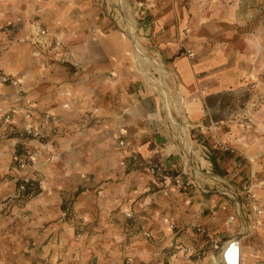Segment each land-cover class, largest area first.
Instances as JSON below:
<instances>
[{"label": "crops", "instance_id": "1", "mask_svg": "<svg viewBox=\"0 0 264 264\" xmlns=\"http://www.w3.org/2000/svg\"><path fill=\"white\" fill-rule=\"evenodd\" d=\"M133 2L138 8L139 18L151 20L143 26L146 34L149 35L146 38L153 40L162 55L169 59L179 81L183 90L182 101L186 107L188 124L190 122L193 127L204 124L208 116H211L207 99L201 97L203 91L206 96H211L223 93L227 89L252 85L257 98L264 100V26L263 29L254 27L248 33H237L236 35H240L239 42L219 41L220 26L244 24L249 21V16H252L244 11L242 0H133ZM99 11L98 5H94V0H0V70L19 79L27 99L34 102L37 107L36 113L31 118L19 115L15 119V124L20 127L35 126L46 134H51V129L58 126L54 121L56 117L67 120L75 116L84 117V114L90 116L88 110H92V117L99 116L106 119L111 128L119 126L115 138L118 142L126 141V145L120 148L128 155L137 153L141 159L133 165L137 167L129 172H126L127 166L122 161L121 172L124 173L122 180L109 188L105 186L99 188L100 195L97 199L101 206L100 216L105 218L106 215L114 212L112 214H118L116 218L120 219L124 210L134 212L142 210L146 216L145 226H152L156 232H159V227L162 229L165 226L164 230L169 233L166 219L159 216L167 208L177 217L178 222L181 221L183 224L188 225L184 222H192L195 219V221L204 220L211 230L216 229L218 225L222 228L220 215L226 214L228 210L234 218L238 215L236 208L231 206V196L224 191L214 190L213 187L208 190L202 189V192H220L226 198L208 196L200 191L191 195L185 188L179 189L174 186L167 187L160 193L159 189L154 187V192L147 193V186L153 185L155 177L146 172L142 164L148 160L154 163L159 156L164 155L162 159L167 164L175 166L168 159L172 154L168 149L174 148L175 145L170 144L173 140L170 131L159 124L158 112L150 110L140 98L146 95H143L141 85H138L137 79L131 74L135 69L140 77L142 75L134 64L133 69L130 68L129 71L127 69L128 58L124 51L129 48V44L124 35L119 32L90 31V28L100 21ZM187 28L190 32L184 35V38L186 45L195 51L197 59L194 63L179 55L177 29L184 33ZM41 29H47L49 34L51 31L61 34L59 35L65 53L72 54L74 59L90 70L85 82L74 85L64 82L67 76L59 70L60 63L50 64L51 58L55 56V50L42 49L37 43V40L42 38V36L38 37ZM154 30L155 32L152 33ZM231 38L232 35L229 36V39ZM107 72L117 74V81L104 79ZM196 74H202L201 78H197ZM144 82L148 85L145 80ZM70 93L76 98H71ZM70 104L76 108L78 105L87 113H80L81 111L76 108V113H73L65 108ZM2 110L3 108L0 109V118L3 117ZM45 112L52 114L50 122L43 119L42 115ZM172 114L174 115L173 112ZM179 114L178 116H181ZM174 117L178 119L175 115ZM133 122L137 126L136 129L131 126ZM6 133L5 127L0 130V135L6 137ZM9 136L6 137L8 139L4 138L0 145V177L9 167L11 158L9 150L17 141L15 137ZM225 137L230 139L229 135ZM257 140L256 143L249 145L243 138H235L245 152H247L246 145L253 147V152L256 154L254 162L259 164L258 158L262 155L264 146L261 144L263 141ZM29 143L34 147L42 145L43 149L53 146L49 141ZM46 152L48 151H45V154ZM48 157L43 156V162L39 164L45 167L44 171L47 173L45 178L34 179V184H39L41 190L25 200L24 208L15 207L16 210H13L17 214L20 210H24L25 218L16 221L18 224H25L26 233H38V238L31 243L34 244L33 248H40L41 245L46 247L49 254L56 252L55 258H60V247L70 245L69 238H72V234L75 235V231H64L63 220L54 227L51 225V221L60 217L63 212L61 208L63 198L60 199V194L57 192L63 191L64 188L78 191L79 175L75 173L56 175L53 171L55 166ZM215 179L225 184V179L221 178V180L217 177ZM52 185H56L57 188H53ZM3 190L0 181V200L7 198ZM254 191L257 201L264 199V183L259 182L254 185ZM90 198H92L91 192L83 191L74 199V205L78 210L89 208L93 205V200ZM2 206L3 204L0 206V212L3 210ZM224 206H226L225 210ZM198 209L207 214L202 216L201 213H197L195 214L197 218H193L192 211ZM212 215H216L218 220L213 221ZM248 218L250 226L254 228L255 222L251 213ZM262 218L264 219V216ZM236 219L234 224L229 225H237L238 219ZM259 226L256 236L261 237L263 244L258 247L246 244L245 240L242 241L243 264H264V222L262 221ZM103 228L108 229L110 241L122 246L118 240L125 235L123 227L119 224H110L107 228L99 226V229L104 231ZM40 231H44L41 237ZM68 232H71L70 236ZM87 237V234L81 235L76 245L83 244ZM130 240L137 242L131 249L133 256L150 255L151 246L146 240H142L139 235L131 237ZM119 252L115 251L117 254Z\"/></svg>", "mask_w": 264, "mask_h": 264}, {"label": "rangeland", "instance_id": "2", "mask_svg": "<svg viewBox=\"0 0 264 264\" xmlns=\"http://www.w3.org/2000/svg\"><path fill=\"white\" fill-rule=\"evenodd\" d=\"M242 1L244 11L252 16H249V21L244 22V24L220 26L218 29L221 32L219 41L237 42L238 40L240 41V35H236L237 33H248L254 27L262 28L264 26V0ZM94 5H98L100 9V21L97 25H93L90 31L119 32L124 35L126 42L129 44V48L124 51L129 60L126 59L128 71L130 68L133 69V64L136 66L133 49L134 46L137 47L136 44L138 43L139 48H142L148 56L158 58L164 69L174 74L169 59L162 55L153 40L146 38L149 35L146 34L143 26L151 20L148 18L141 20L139 18V11L133 0H94ZM127 8L132 15L126 18L123 17V14H125L123 11ZM259 17L261 18L260 20ZM133 22L135 24V32L131 34L128 32L126 25ZM154 32L155 30L152 31V33ZM182 32L177 29V42L180 47L179 55L186 57L190 63H194L197 59L196 54L195 58L191 59L186 52L187 48H191L186 45L184 38V35L189 34V28L185 29L184 33ZM59 34L55 31H51L49 34L46 29L44 35L40 34L38 36H42V38L39 41L37 40V43L42 49L53 48L55 50V56L51 58L52 62L50 64L53 65V62L60 63L59 70L67 76L65 83L74 85L85 82L90 70L84 67L80 61L74 59L72 54L67 55L65 53V47L62 49L61 34ZM231 35L233 38L229 39ZM132 37H136V40L132 39ZM133 71L131 75L137 79L138 85H141L143 95H146L140 97L141 100L150 110L158 112L160 116L159 124L170 131L173 139L170 144L175 146L168 149L172 151L168 159L175 166L167 164L171 173L181 175L184 180H192V183L185 188L191 195H195L200 191L208 196L215 195L216 197L222 196L226 198V196L217 191L202 192L203 188L208 190L210 187H213L214 190L224 191L228 196L230 195L231 206L236 208V213L238 214L235 217V219H238L237 225H229L234 224V220L232 223H229L228 220L232 215L230 210L226 214L220 215L219 220L222 223V228L218 225L216 229L211 230L204 223V220L185 221L184 223H188V225L181 223V221L178 222L177 217L166 208L159 216L166 219V228L169 229V233H166V229L164 230L165 226L162 229L159 227V232L153 230L152 226H145L146 216L142 210H137V212L128 210L132 212V216H127V211L124 210L121 212L120 219L116 218L119 216L118 214H112L114 212L111 215H106L105 218L100 216L99 207L101 206L100 201L97 199V196L100 195L99 188L102 186L109 188L122 180L124 174L123 171L121 172L122 161L127 166L126 172L137 166L127 162L128 154H125L124 149L120 148V144L115 138L119 126L111 128L108 126L109 121L99 116L92 117V110H88L90 116L84 114V117L75 116L67 120L56 117L54 121L58 126L51 129V134H46L41 129L32 126L40 131V137H19L6 129V137L11 135L17 141L12 146V149L9 150L11 152L9 167L0 177L4 195L7 196L5 200H0V206L3 204V210L0 212V264H125L127 258L132 259V264H135L136 261H139L136 262L137 264L141 262L145 264H216L214 263V258H220L223 246L230 239H238L241 242L245 240L246 244H253L258 247L261 243L263 244L261 237L257 238L256 235L258 234V226L262 221L264 222L262 218L264 211L259 215L255 213L254 207L250 204L248 194L250 189H254V185L256 186L259 182L261 184L264 183V151L258 158L259 164H257L248 158L247 152H245L242 145L240 146L235 141V138L243 137L249 145L256 143L257 139H260L263 141L261 144L264 146V100L257 98L252 85H247L244 88L227 89L223 93L212 94L211 96H206L204 91L201 92V97H205L204 99H207L210 105L211 116H208V120L204 124L194 127L189 122L187 128L191 140V149H188L183 142V136L180 134L177 139L175 133L177 131H174L176 129H173L170 122L166 119V108L163 105V100L159 97V93L151 90L135 69ZM4 75L9 77L10 80L8 82L1 81ZM169 75H165L164 81L171 95L169 99L171 111L178 118L177 120L184 124L182 114L185 113V105L183 106L182 114L178 110V96L181 95L177 86L179 81L175 74V79ZM196 76L201 78L202 74H196ZM104 79L115 82L118 76L115 73L107 72ZM198 81L200 80L198 79ZM69 96L76 98L73 93H70ZM29 103L35 108L33 111L34 115L37 111L36 104L27 99L19 79L0 70V109L3 108V117L0 118V130L4 127L6 128L4 119L6 111L14 106L20 107ZM65 108L73 113H76V110L81 111L80 113H87L85 110H81L78 105L76 108L70 104ZM46 113L48 112L42 115L43 119L46 122H50L52 117L47 119ZM178 114L181 116H178ZM19 115L26 118L22 113H18L15 118ZM185 115L187 116L186 113ZM131 126L134 129L137 128L135 122ZM103 127L105 128L102 129ZM226 135H229V140L225 137ZM6 137L5 135H0V145L4 138L8 139ZM31 141L38 143L49 141L53 146H49L46 149H43L42 145L34 147L29 143ZM219 141L222 142V146L219 145ZM212 148L229 153L220 161L226 172L224 176L213 169V164H211L212 162L209 159ZM45 151H48L46 152L47 154H45ZM43 156H47L50 161L52 160L51 162L55 166L53 171L56 175H69L71 173L79 175L78 191H74V189L67 190V188L60 192L54 191L60 194V199L63 198L61 206L63 212H61L60 217L51 221L52 227L58 224L60 220H63L65 221L64 231H75V235L72 234V238H69L71 240L70 245L68 246L67 244L66 247H60V258H55L56 252L49 254L46 247L41 245L40 248H33L34 244L31 243L38 238V233H26L25 224H18L16 221L25 218L24 210H20L18 214L13 210L15 207L24 208L25 200L30 199L32 194H38L41 190L38 187L39 184H34V179L43 180L47 174L44 171L45 167L39 166L43 162ZM162 157L165 156H159V160ZM142 167L144 169V166ZM185 167L187 172L184 171ZM144 170L149 173L148 169ZM216 177L225 179V184L216 180ZM26 180L28 182L25 188L22 189L21 185ZM52 187L57 188L56 185H52ZM169 187H172V185ZM29 188L30 190H28ZM83 191L91 192L92 198L90 199L93 200V205L89 208L82 207L83 209L80 208L78 210L74 205V199ZM254 194L256 196L255 191ZM20 199L21 201H18ZM263 200L257 201L256 198L253 201L254 205L263 209ZM197 213H201L202 216L207 214L198 209L197 211H192V217L197 218V215H195ZM250 213L255 222L254 228L249 223L248 216ZM211 218L213 221L218 220L216 215H212ZM172 223L175 224L174 227L171 226ZM110 224H119L123 227L125 235L118 240L122 246L120 244L115 245L114 242L110 241L108 229L105 230L103 228L104 231L99 229V226L107 228ZM199 227L205 229V232H200L198 230ZM42 232L44 231L39 232L40 237ZM147 232L151 236H147ZM70 234L71 232H68L69 236ZM83 234H87L88 237L85 238L83 244L76 245L77 239ZM135 235H139L142 240H146L148 245L151 246L149 249L151 250L150 255L144 257L140 255L133 256L131 249L136 246L137 242H133L130 239ZM107 241L110 242L107 243ZM116 250L120 251L119 254L115 253Z\"/></svg>", "mask_w": 264, "mask_h": 264}, {"label": "bare ground", "instance_id": "3", "mask_svg": "<svg viewBox=\"0 0 264 264\" xmlns=\"http://www.w3.org/2000/svg\"><path fill=\"white\" fill-rule=\"evenodd\" d=\"M128 8L123 11L125 13V14H123V17H126V18L129 16L131 17L132 14H131L130 10L128 12ZM126 26H127V29L129 30L128 31L129 33L132 34L133 32H135L134 22L127 24ZM132 39L136 40V37H132ZM136 45L138 48L134 46V49H133L134 62L136 64V68L138 69L139 73L142 75L144 80L148 83L149 87L152 90L159 93L160 96L159 95L158 96L163 100L164 106L166 108V118L169 120L171 127L173 129L174 128L176 129L174 131H177V132H175L176 137L179 138V136L181 134L183 136V142L185 143V145L187 146L188 149H191V140H190V137L188 135V128H187L188 127V118L185 115V113H183L184 102L181 99L183 90L180 88L179 85H177L179 88V93L181 94L178 96V100H179L178 110L181 114L183 113L182 118H183L184 124L179 122V120H177L174 117V115L172 114L171 104L169 101L171 95H170L168 88H167L165 81H164L165 75H169V74H170L169 75L170 77L172 76L173 79H175L174 74L172 72L164 69L163 65L160 64L158 58L153 57V56H148L143 51L142 48H139L140 46H138L139 45L138 43ZM245 147L247 148V156H249L250 159H252L254 161L256 154L253 152V147H251L249 145H246ZM258 152H260V151H258ZM231 242H235L236 245H238L240 248L239 261L236 263H231L230 261H228L226 259L227 258L226 255H225V252H226L227 248L229 247V245L231 244ZM242 260H243V248H242L241 241L238 239H230L223 246L220 258H218V259L214 258V263H216V264H243Z\"/></svg>", "mask_w": 264, "mask_h": 264}, {"label": "built area", "instance_id": "4", "mask_svg": "<svg viewBox=\"0 0 264 264\" xmlns=\"http://www.w3.org/2000/svg\"><path fill=\"white\" fill-rule=\"evenodd\" d=\"M46 33V30H40V34L44 35ZM187 52V56L191 59L195 58V51L192 48H187L186 49ZM10 79L8 76L4 75L1 79L2 82H8ZM34 107L32 106V104H27L25 106H17V107H13L12 109H9L8 111H6L4 113V119H5V123H6V129L8 130V132L10 133H14L16 135H18L19 137H29V136H33V137H40L41 133L39 130L35 129L32 126H27V127H20L17 124H15V117L17 116L18 113H22L24 116H26V118H31L33 115V111H34ZM47 119H50L51 113H46L45 114ZM120 146L124 147L126 145V141L125 140H121L119 142ZM219 145H223L222 142L219 141ZM140 156L133 152L129 155H127V162L130 164H135L137 162H140ZM185 172H187L186 167L184 168ZM149 173L151 175H153L155 177V180L153 182V185H148L146 191L150 192L154 190V187L158 188L159 191H163L165 188L169 187V186H174L176 188L179 189H184L187 188V186L189 184L192 183L191 179L188 180H184L182 179L181 175H174L171 173L170 171V167L167 165V163L163 160V159H158L155 163L151 164L148 167ZM28 180H26L22 185L21 188L24 189L25 185L27 184ZM249 198H250V204L251 206L254 207L255 209V213L257 215L263 213V209L260 208L259 206L254 205V202L256 200V196L254 194V189H250L249 190ZM223 209H226V206L223 207ZM127 216H132V212L131 211H127L126 212ZM214 218V217H213ZM234 215H231V217L228 219L229 223H232L234 220ZM172 227L175 226L174 223L171 224ZM198 230L202 233L205 232V229L199 227ZM147 236H151V234L149 232L146 233ZM182 246V245H181ZM125 264H132V259L127 258L125 261ZM139 264H145L144 262H141Z\"/></svg>", "mask_w": 264, "mask_h": 264}, {"label": "trees", "instance_id": "5", "mask_svg": "<svg viewBox=\"0 0 264 264\" xmlns=\"http://www.w3.org/2000/svg\"><path fill=\"white\" fill-rule=\"evenodd\" d=\"M227 154H229V153L221 151L219 149L212 148L211 149V155L209 156V159L213 164V169L215 170V172H217L218 174L223 175V176L226 174V172L224 171L223 167L221 166L220 161H222L226 157ZM151 164H153V163H150V161L148 160V161H144L142 166H144L145 169H148V167ZM28 190H30V188Z\"/></svg>", "mask_w": 264, "mask_h": 264}, {"label": "water", "instance_id": "6", "mask_svg": "<svg viewBox=\"0 0 264 264\" xmlns=\"http://www.w3.org/2000/svg\"><path fill=\"white\" fill-rule=\"evenodd\" d=\"M226 259L228 261H230L231 263H236L239 261V257H240V248L238 245H236L235 242H231V244L229 245V247L227 248L226 252Z\"/></svg>", "mask_w": 264, "mask_h": 264}]
</instances>
